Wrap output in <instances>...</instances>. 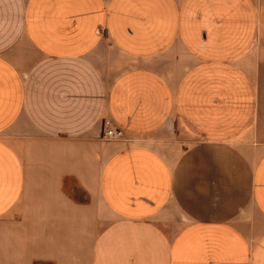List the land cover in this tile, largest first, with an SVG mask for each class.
I'll return each instance as SVG.
<instances>
[{
  "label": "crops",
  "instance_id": "1",
  "mask_svg": "<svg viewBox=\"0 0 264 264\" xmlns=\"http://www.w3.org/2000/svg\"><path fill=\"white\" fill-rule=\"evenodd\" d=\"M0 264H264V0H0Z\"/></svg>",
  "mask_w": 264,
  "mask_h": 264
},
{
  "label": "built area",
  "instance_id": "2",
  "mask_svg": "<svg viewBox=\"0 0 264 264\" xmlns=\"http://www.w3.org/2000/svg\"><path fill=\"white\" fill-rule=\"evenodd\" d=\"M123 132L117 128H109L104 132V136L107 138H118L121 137Z\"/></svg>",
  "mask_w": 264,
  "mask_h": 264
}]
</instances>
